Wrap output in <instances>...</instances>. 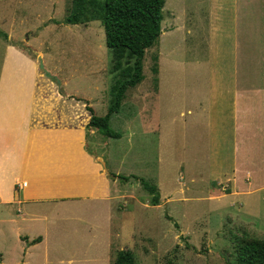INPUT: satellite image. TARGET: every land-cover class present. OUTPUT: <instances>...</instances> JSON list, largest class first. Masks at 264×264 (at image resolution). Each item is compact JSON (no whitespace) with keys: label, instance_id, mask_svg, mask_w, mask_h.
I'll list each match as a JSON object with an SVG mask.
<instances>
[{"label":"rangeland","instance_id":"rangeland-1","mask_svg":"<svg viewBox=\"0 0 264 264\" xmlns=\"http://www.w3.org/2000/svg\"><path fill=\"white\" fill-rule=\"evenodd\" d=\"M70 10L71 0H0V34L43 60L85 109L104 116L113 75L103 28L98 21L65 24ZM162 15L158 44L144 57V79L127 91L109 121L121 137L94 132L88 140L92 151L108 155L111 174L155 186L159 205H149L137 179L121 183L131 198H116L108 240L101 238L102 214L93 209L61 215L46 206L45 227L43 222L35 230L47 240L32 264H114L124 249L134 253L136 264H235L237 238L264 239V169L254 170L249 185L242 178L232 196L222 182L232 173L231 162L216 165L217 149L227 157L231 141L229 122L220 115L226 103L219 98L229 99V89L240 85L264 82V0H164ZM260 110L264 114V103ZM258 138L264 156V125ZM95 141L108 143V150ZM11 219L0 216V264H14L20 248ZM14 220L22 233L37 224Z\"/></svg>","mask_w":264,"mask_h":264},{"label":"crops","instance_id":"crops-1","mask_svg":"<svg viewBox=\"0 0 264 264\" xmlns=\"http://www.w3.org/2000/svg\"><path fill=\"white\" fill-rule=\"evenodd\" d=\"M35 50L34 55L42 56L40 50ZM40 63L43 60L35 59L10 38L5 40L0 68V216L5 213L12 218L16 243H20L14 264L20 259L22 264H32L37 252L44 249L47 239L35 230L45 220L44 207L51 206L61 215L78 208L93 209L96 215L102 214L101 238L108 240L116 198L127 203L131 198L120 187L129 181L113 177L120 174L110 173L108 155L92 151L88 144L96 131L86 130L90 113L83 101L66 93L62 82L58 85L47 78ZM229 90V99H219L226 103L220 115L230 125V148L227 157L217 149L216 165L231 162L227 168L232 173L222 182L228 183L230 195L236 196L242 178L249 185L257 175L254 170L264 169L258 144V129L264 125L260 110L264 100L259 98L264 97V82ZM107 145L104 142L98 146L108 150ZM15 216L21 217V223L37 224L27 226L22 233L14 226L18 224Z\"/></svg>","mask_w":264,"mask_h":264},{"label":"trees","instance_id":"trees-1","mask_svg":"<svg viewBox=\"0 0 264 264\" xmlns=\"http://www.w3.org/2000/svg\"><path fill=\"white\" fill-rule=\"evenodd\" d=\"M164 0H71V10L64 19L68 25L100 22L105 44L110 56L109 73L113 80L107 112L96 116L92 107L86 106L90 119L86 130H94L106 139H119L121 135L109 126L112 115L118 113L126 93L143 79L146 51L158 44L161 35ZM7 40L5 34H0ZM152 73H158V56L152 58ZM122 182L137 179L134 176L113 175ZM149 193V204L158 206L160 197L155 186L137 179ZM235 264H264V239L237 238L234 242ZM114 264H136L129 249L117 252Z\"/></svg>","mask_w":264,"mask_h":264},{"label":"water","instance_id":"water-1","mask_svg":"<svg viewBox=\"0 0 264 264\" xmlns=\"http://www.w3.org/2000/svg\"><path fill=\"white\" fill-rule=\"evenodd\" d=\"M40 69L44 72L45 76L47 78H49L50 80L56 82L58 85L60 84V81L53 75H51L49 72H47L45 69H44V66L42 65V63H40L39 65Z\"/></svg>","mask_w":264,"mask_h":264}]
</instances>
